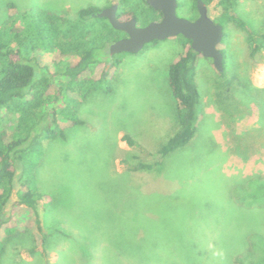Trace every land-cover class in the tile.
Returning <instances> with one entry per match:
<instances>
[{"label":"rangeland","instance_id":"obj_1","mask_svg":"<svg viewBox=\"0 0 264 264\" xmlns=\"http://www.w3.org/2000/svg\"><path fill=\"white\" fill-rule=\"evenodd\" d=\"M109 1L0 0V24L13 11L8 2L19 12L44 7L73 15ZM216 1L206 3L212 17ZM177 3V15L191 19L193 1ZM236 10L252 28H264V0H238ZM144 17L137 25L155 20L149 12ZM224 35L225 78L238 73L250 86L263 87L262 57L249 58L235 25H226ZM180 42L168 37L117 53L112 90L92 92L79 106L85 123L64 140L43 142L36 182L61 201L47 219L39 200L40 216L46 231L51 219L71 234L56 233L46 252L33 255L27 251L32 236H19L0 264H264V205L241 206L235 199L246 175L264 174L256 108L219 101L225 78L208 58L199 57L196 65L204 113L193 138L159 166L129 169L160 160L157 150L179 127L168 66L182 50ZM123 133L136 144L128 145Z\"/></svg>","mask_w":264,"mask_h":264},{"label":"trees","instance_id":"obj_2","mask_svg":"<svg viewBox=\"0 0 264 264\" xmlns=\"http://www.w3.org/2000/svg\"><path fill=\"white\" fill-rule=\"evenodd\" d=\"M192 1L191 19L197 16V0ZM112 3H117L116 14L122 20L131 17L142 20L147 12L155 19L161 17V12L145 0H111L105 7ZM237 3L238 0H217L213 20L223 28L228 24L239 28L249 58L260 55L264 61V28H252L238 14ZM102 8L90 3L73 15L44 7L19 12L13 2H8V9L13 11L0 24V261L8 244L19 236H32L34 243L27 251L33 255L46 252L56 233L71 234L62 231L58 221L51 219L45 230L38 201H42L48 219L61 197L41 190L35 166L43 157L44 141L64 140L68 130L85 123L79 106L90 93L112 90V74L119 60L117 53L109 54L108 47L125 36V32L97 15ZM171 37L180 39L182 44L181 52L168 66V83L177 103L179 127L157 150L160 160L128 164L133 171L163 164L168 154L189 143L203 118L202 98L195 80L197 61L202 55L191 48L189 38L181 34ZM221 41L217 47L223 54V70L216 71L225 78L228 58L220 48ZM208 59L213 65L212 59ZM239 76L233 73L226 77L217 86L216 94L221 102L234 100L253 105L264 138V86H250ZM122 138L128 145L136 144L128 133H123ZM235 195L238 205H264V174L246 175ZM128 244L135 246L131 241Z\"/></svg>","mask_w":264,"mask_h":264},{"label":"water","instance_id":"obj_3","mask_svg":"<svg viewBox=\"0 0 264 264\" xmlns=\"http://www.w3.org/2000/svg\"><path fill=\"white\" fill-rule=\"evenodd\" d=\"M153 9L161 12L159 19L152 20L145 25H137V20L131 17L122 20L117 17V3L103 7L97 15L106 17L111 26L125 32L126 36L112 42L108 51L112 55L118 52H138L144 44L152 40L183 35L191 40L190 46L202 56L212 59L216 70H223V54L217 45L224 36V28L214 22L209 14L207 4L197 0V16L193 19L178 16L176 13L177 0H145Z\"/></svg>","mask_w":264,"mask_h":264},{"label":"flooded vegetation","instance_id":"obj_4","mask_svg":"<svg viewBox=\"0 0 264 264\" xmlns=\"http://www.w3.org/2000/svg\"><path fill=\"white\" fill-rule=\"evenodd\" d=\"M125 36H126V34H125ZM125 36H123V37H125Z\"/></svg>","mask_w":264,"mask_h":264}]
</instances>
